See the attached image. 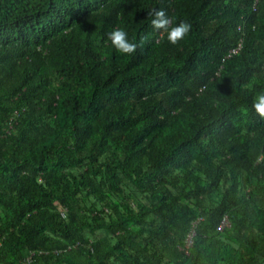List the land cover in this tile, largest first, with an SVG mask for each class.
<instances>
[{
  "label": "trees",
  "instance_id": "16d2710c",
  "mask_svg": "<svg viewBox=\"0 0 264 264\" xmlns=\"http://www.w3.org/2000/svg\"><path fill=\"white\" fill-rule=\"evenodd\" d=\"M30 249L264 264V0H0V263Z\"/></svg>",
  "mask_w": 264,
  "mask_h": 264
},
{
  "label": "built area",
  "instance_id": "2783aa9c",
  "mask_svg": "<svg viewBox=\"0 0 264 264\" xmlns=\"http://www.w3.org/2000/svg\"><path fill=\"white\" fill-rule=\"evenodd\" d=\"M237 48H232L231 51H236ZM62 215H65L64 211H61ZM229 224V218L227 215H225L222 219V221L220 222L218 228L222 229L223 226L228 225ZM194 234V229H192V231L188 234L187 238H186V246H190L192 243V236ZM57 251V250H56ZM46 252V250L44 249H30L26 255L24 256L23 260H22V264H32L35 256L41 253Z\"/></svg>",
  "mask_w": 264,
  "mask_h": 264
},
{
  "label": "rangeland",
  "instance_id": "374dc122",
  "mask_svg": "<svg viewBox=\"0 0 264 264\" xmlns=\"http://www.w3.org/2000/svg\"><path fill=\"white\" fill-rule=\"evenodd\" d=\"M127 192L130 193V191H127ZM137 197H141V194L138 193ZM94 200L95 199L91 197L89 199L88 205H90V202H94ZM96 208H98V209L103 208V204L101 202H96ZM60 210L65 211L63 207H60ZM106 232L107 231L104 229H99L95 232H90L89 230H86V234L90 240L98 239V238L102 237L103 235H105Z\"/></svg>",
  "mask_w": 264,
  "mask_h": 264
},
{
  "label": "crops",
  "instance_id": "0c3cea01",
  "mask_svg": "<svg viewBox=\"0 0 264 264\" xmlns=\"http://www.w3.org/2000/svg\"><path fill=\"white\" fill-rule=\"evenodd\" d=\"M0 264H2V263H0Z\"/></svg>",
  "mask_w": 264,
  "mask_h": 264
}]
</instances>
